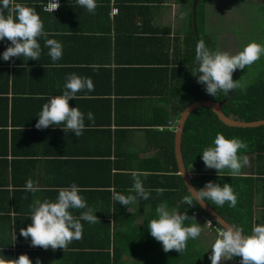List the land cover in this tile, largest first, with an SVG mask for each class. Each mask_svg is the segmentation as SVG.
Returning a JSON list of instances; mask_svg holds the SVG:
<instances>
[{
    "label": "crops",
    "instance_id": "0c3cea01",
    "mask_svg": "<svg viewBox=\"0 0 264 264\" xmlns=\"http://www.w3.org/2000/svg\"><path fill=\"white\" fill-rule=\"evenodd\" d=\"M21 3L35 8L48 38L62 43L63 56L53 63L41 39L39 60H0V256L11 260L26 253L33 264L37 258L41 264H106L105 252H113L114 235H123L128 222L145 225L151 206L167 198L164 192L151 191L148 199L138 197L124 206L111 199L109 189L129 194L132 171L140 174L147 189L167 190L171 184L165 175L172 169L169 132H175L176 144L182 114L176 117L172 112L171 95L180 84L177 80V86L171 87V43L175 38L178 47L181 44L191 6L185 0H97L95 12L89 13L72 0H64L50 13ZM8 43L0 41V53ZM71 73L93 82L91 93H78L69 105L85 113L92 111L94 122L85 119L88 126L79 137L58 125L36 128L42 105L49 96L61 94ZM204 143L199 146L203 148ZM247 145L242 153L249 163L238 175L220 177L204 162L186 168L191 180L211 176L202 179L201 187L209 180L227 182L239 196H252L246 201L237 198L236 205L241 206L231 213L235 223L224 217L250 234L254 224L264 223V129ZM195 158L201 154L197 152ZM28 179L43 190L25 191ZM73 182L85 189L81 195L97 210V221H82V237L65 249L33 246L30 237L20 235V228L31 222L34 200L54 199L57 193L52 189ZM240 210L245 216L239 215ZM192 216L204 228L195 240V252L211 264L207 247L217 233L208 223L210 215L196 211ZM124 259L130 264L143 262L129 255ZM220 264H240V258Z\"/></svg>",
    "mask_w": 264,
    "mask_h": 264
},
{
    "label": "clouds",
    "instance_id": "9594fccd",
    "mask_svg": "<svg viewBox=\"0 0 264 264\" xmlns=\"http://www.w3.org/2000/svg\"><path fill=\"white\" fill-rule=\"evenodd\" d=\"M73 3L94 13L97 0H72ZM60 6L59 0H48L45 11L53 13ZM43 21L34 7L28 6L19 0H0V41L10 42L0 53V60L8 61L12 57L39 60L43 48L53 63L61 60L63 45L54 38H48ZM43 39V48L41 45ZM264 56V43L256 40L247 42L239 51L229 53L209 47L204 40H199L195 46L196 66L190 68L198 83L204 86L206 93L216 96L218 93L228 94L231 90L242 88L244 85L239 79H233L234 71L245 69ZM94 85L91 78L71 73L67 76L63 90L59 95H52L42 105L36 115L35 127L38 129L48 126H60L66 133L73 132L76 137L83 134L88 126L85 119L94 122L92 111L83 112L78 106H70V99H77L78 93H91ZM247 142L235 137L217 133L212 142L200 152L201 159L207 168H214L217 175L233 176L240 174L241 169L249 163L247 155L239 150L247 149ZM227 170V171H225ZM133 179L131 192L127 195L111 191V199L124 206L129 205L138 197L148 199L151 191L162 193L164 188H145L140 174L130 172ZM24 190L37 193L43 189L32 179H28ZM54 199L45 198L34 200L27 227L20 228V235L31 238L33 246H49L67 248L73 240H78L83 234V223H95L98 217L96 211L88 206L86 199L81 195L85 189L73 182L67 186L57 187ZM190 195L183 197V202L190 207L205 201L217 206L225 203L229 207L237 204V193L230 183L220 184L209 180L203 187L194 191L188 187ZM74 210H80L78 215ZM156 215L147 223L152 237L160 241L165 252L175 249L182 253L190 239L200 238L204 232L203 224L196 221L185 223L189 219L187 211L169 208L166 203L158 204ZM15 239V233L13 240ZM211 248L209 259L211 264H220L222 260L240 258V264H264V223L254 224L250 234L235 224H225L210 241L207 250ZM0 264H33L29 256L20 254L16 259L7 260L0 256ZM35 264H41L39 258Z\"/></svg>",
    "mask_w": 264,
    "mask_h": 264
},
{
    "label": "trees",
    "instance_id": "16d2710c",
    "mask_svg": "<svg viewBox=\"0 0 264 264\" xmlns=\"http://www.w3.org/2000/svg\"><path fill=\"white\" fill-rule=\"evenodd\" d=\"M47 0H19V2H27L28 4H35L38 9L45 11L44 6ZM64 0L61 1V3ZM191 6V14L188 22L187 29L181 38V44L175 43V38L172 39V59L171 63V87L177 86L174 82L179 80L176 92L171 95L172 112L176 117H179L184 109L192 102L199 99H211L217 102L224 100L227 94L218 93L215 97L206 93L204 86L198 83L196 78L192 75L190 68L196 66L195 61V46L199 40H204L206 44L214 49L217 48V44L214 35L206 30V11L205 4L210 0H200L197 6V20L196 26L199 34V39L196 35V28L193 21V2L194 0H185ZM61 6V4H60ZM59 6V8H60ZM58 8V9H59ZM57 9V10H58ZM56 11V10H55ZM262 12L264 15V2L262 5ZM176 44V45H175ZM175 45V46H174ZM175 84V85H174ZM223 111L227 116L243 120L254 121L258 119H264V62L255 67L254 76L250 79L249 83L242 88L232 90L231 95L223 105ZM264 129V125L260 127H235L229 126L221 121L218 115L208 106H200L194 109L187 117L182 137V152L186 167L195 165L199 167L203 162L202 159L195 158V154L200 153L207 145V141H212L216 134L223 133L226 136L238 137L247 143L249 141H255L259 137V133ZM170 135V157L172 163V169L165 175L172 181L164 191L167 196L166 200H161L158 203H154L151 206V216L147 220V223L155 215V209L158 204L166 203L169 207H176L180 211H187L190 216L185 223H193L191 218L192 213L198 211L202 214L209 216V214L203 209L200 204H194L190 207L183 202L184 195H190L188 187L186 186L182 175L179 173V167L175 155V132H169ZM204 143V147L201 148L200 142ZM242 152V150H239ZM165 155L167 153H164ZM162 156V154H160ZM211 176L201 175L197 178H193L192 181L197 187L200 185L202 179L209 178ZM220 183V182H219ZM221 184V183H220ZM234 190L236 188H233ZM237 198L239 200L246 201L243 196H239L238 191ZM219 214L223 217L233 220L231 213H234L241 205L235 207H229L227 203L223 206H217L208 202ZM228 207L229 212L226 210ZM240 216H245L242 210L239 211ZM238 219L245 220L244 217ZM215 224L220 225L216 220ZM145 225H133L126 224V228L123 231V235H114L113 252L109 249L105 252L106 264H130L125 261V255L138 257L142 259L140 264H206L204 257L195 252V240L190 239L187 242V247L180 253L179 251L172 249L165 252L162 248L160 241L156 240L149 233ZM109 237V236H108ZM120 237V238H119ZM110 239V238H108ZM119 239V242L117 241ZM110 246V242L108 243ZM137 264V263H136Z\"/></svg>",
    "mask_w": 264,
    "mask_h": 264
},
{
    "label": "rangeland",
    "instance_id": "374dc122",
    "mask_svg": "<svg viewBox=\"0 0 264 264\" xmlns=\"http://www.w3.org/2000/svg\"><path fill=\"white\" fill-rule=\"evenodd\" d=\"M264 0H210L205 4L206 30L214 35L217 48L235 53L247 42L264 43ZM264 62V56L245 69L233 73L245 86L254 76L255 67Z\"/></svg>",
    "mask_w": 264,
    "mask_h": 264
},
{
    "label": "water",
    "instance_id": "95a60500",
    "mask_svg": "<svg viewBox=\"0 0 264 264\" xmlns=\"http://www.w3.org/2000/svg\"><path fill=\"white\" fill-rule=\"evenodd\" d=\"M200 0H194L193 2V21L195 24V30L196 35L199 39V34L196 26V20H197V6ZM232 90L227 94L226 98L220 102L211 100V99H199L191 104H189L184 111L182 112L179 121H178V129L176 133V144H175V150H176V158L178 162V166L180 169V174L182 175L187 187L192 189L193 191L196 189L194 186L191 177L188 173V170L186 168L184 159H183V153H182V136H183V130H184V124L188 117V115L196 108L200 106H208L210 107L219 117L221 121H223L225 124L229 126H235V127H254L261 124H264L263 120H256V121H243L239 120L230 116H227L223 111V105L226 102V100L231 95ZM201 205V204H200ZM203 209L213 218L215 219L219 224L222 226H225V224H230L224 217H222L207 201L201 205Z\"/></svg>",
    "mask_w": 264,
    "mask_h": 264
},
{
    "label": "built area",
    "instance_id": "2783aa9c",
    "mask_svg": "<svg viewBox=\"0 0 264 264\" xmlns=\"http://www.w3.org/2000/svg\"><path fill=\"white\" fill-rule=\"evenodd\" d=\"M47 3H48V0L46 1V4H45L44 8L47 6ZM59 3L61 4V0H59ZM57 9H55V10H57ZM207 220H208V223L212 226V228H214V230L216 231V233H218V231L224 227V226H221V225H216L215 222H214V219L212 217H210V216L208 217Z\"/></svg>",
    "mask_w": 264,
    "mask_h": 264
}]
</instances>
